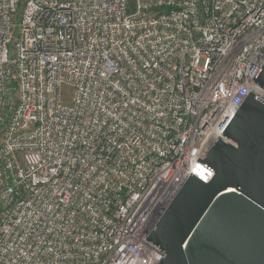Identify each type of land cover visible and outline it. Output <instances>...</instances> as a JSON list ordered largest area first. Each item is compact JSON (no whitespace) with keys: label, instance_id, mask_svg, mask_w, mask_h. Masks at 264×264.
Returning <instances> with one entry per match:
<instances>
[{"label":"built area","instance_id":"built-area-1","mask_svg":"<svg viewBox=\"0 0 264 264\" xmlns=\"http://www.w3.org/2000/svg\"><path fill=\"white\" fill-rule=\"evenodd\" d=\"M263 64L264 0H0V264H158Z\"/></svg>","mask_w":264,"mask_h":264},{"label":"water","instance_id":"water-1","mask_svg":"<svg viewBox=\"0 0 264 264\" xmlns=\"http://www.w3.org/2000/svg\"><path fill=\"white\" fill-rule=\"evenodd\" d=\"M264 90V64L252 78ZM203 160L213 177L189 178L145 239L158 264H264V102L245 98Z\"/></svg>","mask_w":264,"mask_h":264}]
</instances>
